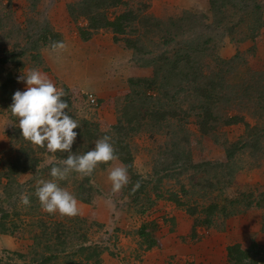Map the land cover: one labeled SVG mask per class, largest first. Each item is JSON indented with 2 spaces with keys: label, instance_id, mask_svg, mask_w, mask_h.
Listing matches in <instances>:
<instances>
[{
  "label": "rangeland",
  "instance_id": "rangeland-1",
  "mask_svg": "<svg viewBox=\"0 0 264 264\" xmlns=\"http://www.w3.org/2000/svg\"><path fill=\"white\" fill-rule=\"evenodd\" d=\"M77 1L79 0H0V61L4 58L13 59V54L17 58L0 64V223L4 224L0 227V264H45L46 261V264H93V260L87 258L90 251H83L87 247H99L103 251V264H228L224 252L216 251L215 255H209L210 242H221V251L225 246L227 248L234 244L247 248L253 241L264 246V211L254 207L246 210L243 215L228 219L224 232H220L215 226L211 229L199 227L197 237H193L194 219L185 209L167 199L168 195L180 192L183 187L192 190V185L203 174L198 172L195 176L194 170H188L177 178L164 180L163 184L156 182L157 178L151 176V171L159 157L158 150L166 143L167 136L164 132L161 135L155 130L143 129L140 126L142 119L134 121V127L140 126L138 134L115 144L131 146L135 169L143 175L145 183L150 182L138 204L131 202L132 198L127 193L123 194V190L114 194L115 199L106 197L113 194L108 175L112 167L118 166L117 160L100 164L91 176L73 173L67 180L58 182L70 193L73 192L74 183L86 188L93 187L95 206L77 200L79 213L76 216L48 214L41 207L30 208V202L27 205L22 202V196L29 199L35 195L38 181L52 179L51 167L59 166L60 161L68 155L57 152L53 156L45 148L34 147L22 138L21 130L16 126L19 121L12 117L9 109L15 92H23L27 88L26 82L20 80L25 72L39 70L58 89L69 91L73 104L70 111L80 125L76 129L79 132L72 148L77 155H80L81 144L82 148L90 151L95 147V142L105 135L113 142L115 135L112 133L119 125L120 115L124 111L129 112L130 116H142L146 110L160 104H156L157 101H153L151 97L159 96L157 89L148 91L133 105H130L129 98L131 79L154 77V68L147 61L162 54V48H156L158 38L151 42L148 33L150 29H143L142 25L136 24L140 28L132 37L147 47L151 52L149 55L143 52L135 54L122 43H115V35L109 29L97 31L90 40L85 41L80 36L79 27L87 26V20L73 19L67 8L68 4ZM124 1L141 18L148 17L146 15L156 17L162 21L163 26H167L170 18L182 17L185 12L203 15L196 27L192 26V30L186 32L169 50L174 61L173 55L180 48L188 51L183 45L185 40L190 41L196 35L202 42L210 41L205 44L206 52L197 51L198 55L193 56L195 70L185 82V95L178 102H173V105H179L181 101H186L177 108L179 114H186L192 102L198 99V93L194 91L196 87L211 90L212 94L233 95L237 101L233 106L238 107L237 109L242 105L241 98L246 93H253L257 84H260L258 89H264V28L253 42L241 40L239 34L229 36L230 33L223 28H208L213 22V0ZM125 9L124 5L111 7L106 13L110 19H114ZM46 32L52 37H59V41L66 44V50L57 53L52 50V43L43 46L41 36ZM36 38L41 40L37 43ZM20 52L23 53L22 56L18 55ZM34 57L38 58L35 60ZM174 75H170L172 80L169 86L180 83L179 78ZM6 83V88H3ZM91 94L100 104L96 110L84 103L86 96ZM243 106L244 122L223 126L211 134L212 137L202 136L195 115L186 114L185 130L189 135L188 148L194 163L225 162L223 143L226 140L236 142L253 127H258L264 134V111H258L259 107L253 102ZM236 108L229 113L237 114ZM172 121L177 122L176 118ZM242 157L246 161L243 162L244 169L236 175L233 186L226 194L228 196L247 192L259 180H264V159L247 152L242 153ZM35 159L39 163L34 166ZM20 163L34 168L23 174H14V182L9 183L5 175L13 169L20 170ZM15 164L16 167L13 168ZM155 185L162 187L161 190L166 195L164 199H157ZM11 190L15 196H5ZM19 191L22 192L20 195L17 193ZM198 195L192 190V195L188 194L184 200L189 204H206L212 202L213 198L220 197L217 192L204 198ZM148 200L154 201L156 205L150 209L149 214H145L141 208L143 202L146 204ZM5 214L8 217L4 218ZM156 218L160 222L156 233L157 245L152 250L145 251L136 231L144 222ZM221 223L222 218H219L217 225ZM178 224H181L184 232L179 236V232L175 231ZM60 227L63 232H60ZM187 231L189 232L185 233ZM180 245L187 247L181 248Z\"/></svg>",
  "mask_w": 264,
  "mask_h": 264
},
{
  "label": "trees",
  "instance_id": "trees-1",
  "mask_svg": "<svg viewBox=\"0 0 264 264\" xmlns=\"http://www.w3.org/2000/svg\"><path fill=\"white\" fill-rule=\"evenodd\" d=\"M128 2L124 0H79L76 3H70L67 5L69 15L73 19L84 18L87 20L88 25L85 27H79V33L83 40L88 41L93 34L102 29H109L115 35L114 42L123 44L126 49L133 51L135 54L143 52L146 55L151 54L147 47L142 44L140 40H134L132 34L137 33L140 27L136 24L143 26V29H150L149 40L152 42L156 38V48H162V54L157 58H149L147 64L152 65L154 68L153 78H140L131 79L130 83V105L136 104L139 98L145 96L148 91L157 89L158 95H152L153 101H157L153 109L146 110L145 113L135 116H130V113L124 111L120 115L119 125L112 133L115 135L114 141L111 142L115 150V154L118 157V166H126L128 168L129 183L125 186L123 194L127 193L128 197H131V202L138 204L140 196L148 188V184L145 183L143 175L140 174L134 166V157L131 153V146H117V142L124 141L127 138L133 137L138 134L140 126L143 129L149 128L155 130L159 134H166L165 144H162L159 148V157H157L156 165L153 166L151 176L156 177V182L163 184L164 180L177 178L185 174L188 170L195 173L202 172L203 177L198 179L191 189L194 194L204 198L210 196L213 193H219L220 197L212 199V202H206V204L197 203L189 204L184 200L188 194L192 195V190L183 187L180 192L176 191L168 195L169 201H172L176 206L181 209H185L186 213L194 219L192 227L193 237H197V229L199 227L205 229H211L216 227L220 232L225 231L226 221L232 217L243 215L246 210L251 208H259L264 211V180H259L257 184L244 193L238 195L228 196L229 188L233 186L236 175L239 171L244 169L243 162H246L242 153L247 152L252 155L260 156L264 159V134L258 127L250 128L245 135L236 142L225 141L223 143V149L225 153V162H202L194 163L189 153V135L185 130V122L187 121L186 114L188 116L195 115L199 132L202 136H211L216 133L223 126H232L241 124L244 122L243 105H251V102L255 103L259 107L258 111H264V89H258L260 84H257V89L253 93H246L245 97L241 98L242 105L239 109L234 107L236 98L230 94L224 93H211V90L205 88L196 87L195 92L198 93L196 101L192 102L185 113L179 114L178 107L184 104L186 101H181L179 105H173V102H178L182 95H185V82L189 80L193 71L195 70L193 56H197L198 52H206L205 44L210 41L202 42L199 37L195 35V38L185 40L183 45L186 46L188 51L180 48L172 57L170 56V49L175 46L178 40L183 37L186 32L192 30L199 23L201 19L200 15L191 14L185 12L182 17L170 18L167 26L162 25V21L156 17L141 18L133 9L128 7ZM124 5L126 9L110 19L106 10L117 6ZM211 12L213 14L212 25L213 30L223 28L230 35L241 36V40L253 42L260 35L261 30L264 28V2L258 0H213L211 4ZM187 14V16H185ZM140 19V20H139ZM178 23L180 24L178 26ZM185 24V26H182ZM11 32V31H10ZM131 34V36H130ZM196 34L200 36L199 32ZM43 39V46H47L53 41H59V37H52L51 34L45 33L41 36ZM40 39V40H41ZM40 40L36 38L38 43ZM181 46V45H180ZM18 55H23L22 52ZM14 60L16 54H13ZM35 60L38 58L34 57ZM11 58H4L0 61V64H6L14 61ZM224 63H227L224 61ZM143 63V65L148 66ZM228 64V63H227ZM175 74V75H174ZM170 75L177 76L179 78V84L169 86L171 82ZM7 83L3 88H6ZM264 88V87H263ZM65 96L62 98L69 103L68 111L69 115L73 117L70 109L73 107L71 96L67 89L64 90ZM12 95V93H10ZM239 101V100H238ZM173 105V106H172ZM176 107V108H175ZM236 108L237 114L231 115L229 111ZM241 112V113H240ZM176 118V121H172ZM142 119L140 126L134 127V121ZM76 132H79V130ZM81 134L79 133V136ZM91 137V136H88ZM81 154L88 152L87 148L80 146ZM67 158V157H66ZM29 162V161H28ZM34 166L39 163V160L35 159ZM257 163V162H255ZM21 164V163H20ZM27 164V162H26ZM25 164V165H26ZM22 165V164H21ZM251 165V163H250ZM34 166H23L20 170H11L5 176L9 183L14 182V174H23L29 172ZM55 166V165H53ZM16 167V164L13 168ZM245 168L246 163H245ZM248 168H250L248 164ZM253 168V165H251ZM195 178V177H193ZM153 183V180L151 181ZM139 183V187L135 188ZM73 195L80 202L91 204L95 206L93 198L94 189L92 186L88 188L74 183L72 185ZM135 189V190H134ZM162 187L155 185V193L157 199H164L165 193L161 190ZM10 192V194H9ZM7 193V197L12 198L15 193L11 190ZM198 192V193H196ZM19 195L22 193L17 192ZM17 194V195H18ZM204 194V195H203ZM18 195V196H19ZM113 195V196H112ZM108 199H115V195H107ZM2 201V199H0ZM29 206L41 207L38 198L33 195L29 197ZM33 205V206H32ZM155 202H143V212L149 214L150 209L155 206ZM8 215H4V218ZM219 218H222L221 225H217ZM174 222V221H173ZM159 220L153 219L144 222L136 231L139 238H141V246L145 251L152 250L156 245V233L159 228ZM1 224V223H0ZM1 224L0 227H3ZM63 226V225H61ZM227 226V225H226ZM262 231L264 232V214L262 217ZM60 232L63 229L60 227ZM60 240L61 237H58ZM65 244V242H62ZM83 251H90V255L87 257L89 260H93V264H103L101 255L103 251L99 247H87ZM228 264H264V246L257 241H253L249 247L244 248L241 244L229 245L226 248ZM48 261L45 262V264ZM75 264V263H72Z\"/></svg>",
  "mask_w": 264,
  "mask_h": 264
},
{
  "label": "clouds",
  "instance_id": "clouds-1",
  "mask_svg": "<svg viewBox=\"0 0 264 264\" xmlns=\"http://www.w3.org/2000/svg\"><path fill=\"white\" fill-rule=\"evenodd\" d=\"M66 47L63 41H53L51 44L52 50L57 53L66 50ZM20 80L26 82L27 88L23 92H15L9 110L12 117L19 121L16 126L21 130L22 138L34 147L45 148L53 156L57 152L68 154L66 159L60 161L59 166L51 167L52 179L38 181L35 196L42 210L48 214L76 216L79 213L76 197L58 182L67 180L73 173L91 176L100 164L117 160L111 138L105 135L95 142L92 150L81 155L73 153L72 148L78 135L75 130L80 128V125L66 111L69 109V103L62 99L66 95L65 92L58 89L46 74L36 69L25 72ZM87 96V102L84 103L91 107L89 95ZM108 179L112 193L118 194L129 183L128 168L112 167ZM138 187L139 183L135 188ZM21 199L25 205L29 204L27 196H22Z\"/></svg>",
  "mask_w": 264,
  "mask_h": 264
},
{
  "label": "crops",
  "instance_id": "crops-1",
  "mask_svg": "<svg viewBox=\"0 0 264 264\" xmlns=\"http://www.w3.org/2000/svg\"><path fill=\"white\" fill-rule=\"evenodd\" d=\"M86 89V88H85ZM178 222V221H177ZM254 223V222H253ZM253 223H250V224H253ZM177 227V226H176ZM260 229V228H259ZM175 231H177V232H179L178 233V236L179 235H182V234H184V232H182V230H181V224H178V228H176V230ZM257 231H258V228H257ZM189 231H187V232H185V233H188ZM217 241H219V240H217ZM211 243V250L209 251V255L210 256H212V255H215V253H216V251H220V252H224V253H226V257H227V251H226V246L224 247V245H223V247H224V250L223 251H221V246H222V243L221 242H210ZM216 244H218V245H220V246H217ZM180 247L181 248H186L187 246H181L180 245ZM180 247H178V248H180ZM222 254V253H221ZM222 259V258H221Z\"/></svg>",
  "mask_w": 264,
  "mask_h": 264
},
{
  "label": "built area",
  "instance_id": "built-area-1",
  "mask_svg": "<svg viewBox=\"0 0 264 264\" xmlns=\"http://www.w3.org/2000/svg\"><path fill=\"white\" fill-rule=\"evenodd\" d=\"M89 104L93 109H98L100 107L98 99L94 95H89Z\"/></svg>",
  "mask_w": 264,
  "mask_h": 264
}]
</instances>
